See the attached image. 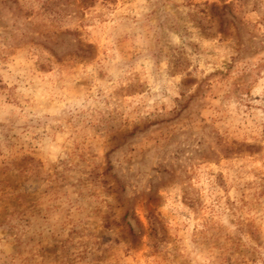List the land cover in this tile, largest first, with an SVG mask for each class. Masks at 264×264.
<instances>
[{
  "label": "rangeland",
  "instance_id": "374dc122",
  "mask_svg": "<svg viewBox=\"0 0 264 264\" xmlns=\"http://www.w3.org/2000/svg\"><path fill=\"white\" fill-rule=\"evenodd\" d=\"M0 264H264V0H0Z\"/></svg>",
  "mask_w": 264,
  "mask_h": 264
}]
</instances>
